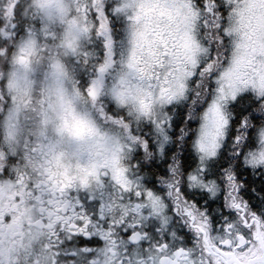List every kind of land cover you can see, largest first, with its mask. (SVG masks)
<instances>
[{"label":"snow or ice","instance_id":"obj_1","mask_svg":"<svg viewBox=\"0 0 264 264\" xmlns=\"http://www.w3.org/2000/svg\"><path fill=\"white\" fill-rule=\"evenodd\" d=\"M0 264H264V0H0Z\"/></svg>","mask_w":264,"mask_h":264}]
</instances>
